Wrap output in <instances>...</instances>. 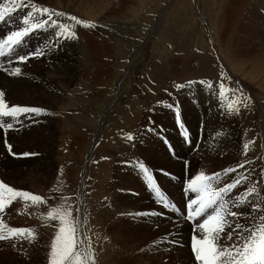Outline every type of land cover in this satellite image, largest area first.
I'll return each mask as SVG.
<instances>
[{
  "label": "rangeland",
  "instance_id": "obj_1",
  "mask_svg": "<svg viewBox=\"0 0 264 264\" xmlns=\"http://www.w3.org/2000/svg\"><path fill=\"white\" fill-rule=\"evenodd\" d=\"M257 2L16 0L22 7L11 5L12 22L8 17L0 21V40L24 26L22 18L33 3L62 13L52 19L76 35L62 36L57 43L59 29L45 26L0 56V93L9 108L44 109L39 115L0 117L5 125L0 128V182L42 198L33 202L0 188V234L9 236L0 240V264H49L60 222L45 228V210L40 221L34 215L53 189L51 202L57 209L71 206L77 246L90 252L91 264H197L191 238L201 236L197 224L207 217L186 219L187 201L195 198L186 182L244 161L248 164L243 168L221 175L219 183L213 181L223 187L239 173L247 177L226 196L230 211L243 215H227L233 225L215 243L221 248L242 243L235 234L228 236L237 222L244 229L264 223V0ZM5 3L11 0H0ZM71 16L95 27L76 24ZM37 48L45 54L16 59ZM17 67L21 74L10 75ZM189 80L196 83L176 88ZM129 133L134 140L126 138ZM6 142L15 153L36 155L13 156ZM30 164L44 168L47 178L15 182L23 175L15 170ZM140 164L152 177L151 186ZM35 180L46 187L40 194L32 189ZM27 215L33 223L15 226ZM11 228L28 229L32 235H10ZM244 229L237 230L241 236L251 234Z\"/></svg>",
  "mask_w": 264,
  "mask_h": 264
},
{
  "label": "snow or ice",
  "instance_id": "obj_2",
  "mask_svg": "<svg viewBox=\"0 0 264 264\" xmlns=\"http://www.w3.org/2000/svg\"><path fill=\"white\" fill-rule=\"evenodd\" d=\"M15 8L22 7L21 4L16 3V0H11V4L5 3L0 4V21H4L6 17L9 18V23H11V14ZM31 11L27 13L26 16L22 18L23 27L17 30L11 31L7 36L0 40V56L4 55V49L12 50L13 46L19 45L25 36L29 33L34 32L37 29H42L47 27H56L59 29L55 33L54 39L64 36L65 38L74 37L76 34L74 31L69 29L67 24L59 23L57 20L52 19V15H63L62 13H54L47 7H37L36 4H30ZM34 13H39V16H34ZM41 16H47V20L41 19ZM76 24L83 25L84 27H95V25L77 19L75 16L69 17ZM48 21H51L49 24ZM56 45H49V48ZM45 52L37 48L34 52H28L26 55H19L16 57L17 60L23 62L28 60L30 57L42 56ZM7 70V69H5ZM10 75H20V68H13L9 72ZM194 81H187L185 84H177L176 88L182 89L190 87ZM242 95V94H241ZM4 94L0 93V117L11 116L13 118L19 116L20 114H41L44 109L38 107H28L20 105H12L10 108L5 103L3 99ZM246 99V98H245ZM229 110H232V104H229ZM173 105L170 106V109ZM178 111V109H177ZM239 111V108H236ZM177 122H180V117L177 116ZM184 127V124H180ZM12 124H8L7 128H11ZM0 128H5L4 124H0ZM151 130V129H147ZM129 141L135 139L132 134H128L126 137ZM5 147L8 148L9 153L13 156H32L36 153L32 152H22L15 153L12 151V146L5 143ZM247 148V145H245ZM248 161H244L241 164L236 165V167L225 168L222 173H213L211 176L205 175L204 173L196 174L187 184V190L195 194V198L189 199L187 201V220H194L197 217L206 216L202 223L197 224L198 230L201 232V236L198 238L193 235L191 238L192 252L194 253L195 260L197 264H264V223H261L258 227L244 229V226L240 223L235 224V228L232 232L228 233L229 239L232 235L237 236V240L242 243H235L230 247H219L215 241L220 239L221 233L224 229L230 225V221L226 220L227 215L233 217L241 216L243 213L232 212L227 207L229 201L226 199L228 193L239 184L242 180L247 179L243 173H239L231 183H225L223 187H216L213 181L217 183L220 182L221 175L229 172H235L236 168H243L244 164ZM140 169L144 172L145 176L148 177L151 186L152 177L149 176L147 168L144 164L139 165ZM164 174L170 175V173L165 172L164 169H160ZM0 188H7L9 193L13 196H23L25 198H30L33 202H41L42 198L38 195H32L28 192L14 191L9 188L3 182H0ZM255 189L250 188L248 191L252 192ZM159 194V189H156ZM247 195V193H245ZM242 199V198H241ZM160 202L167 207V201L160 197ZM258 206L254 205L253 210L255 211ZM3 209V204L0 203V210ZM212 209L211 214H208V210ZM137 215H146V213H137ZM47 216L52 220H58L60 222L59 231L56 234L55 239L52 242V250L50 254L49 264H91L92 256L90 252L86 249H81L76 243V229L74 224L71 223V206L67 209L61 210L53 208L48 211ZM264 221V216L260 218ZM244 229L250 232L248 236H241L240 232L237 230ZM10 235H24L27 233L29 236L32 235L31 231L24 228H11L9 229ZM9 236L0 234V240L8 239ZM175 243V241H173Z\"/></svg>",
  "mask_w": 264,
  "mask_h": 264
},
{
  "label": "bare ground",
  "instance_id": "obj_3",
  "mask_svg": "<svg viewBox=\"0 0 264 264\" xmlns=\"http://www.w3.org/2000/svg\"><path fill=\"white\" fill-rule=\"evenodd\" d=\"M258 2H259V0H258ZM257 2V3H258ZM251 7V6H250ZM77 15V14H76ZM100 19V18H99ZM107 26V25H106ZM197 32V31H196ZM195 33V32H194ZM44 34H45V32H44ZM42 35V34H41ZM40 35V36H41ZM160 39V38H159ZM159 41V40H158ZM162 43V42H161ZM171 43L173 44V42L171 41ZM202 43V42H201ZM172 44H169V45H172ZM155 45V44H154ZM199 45V44H198ZM203 45V44H202ZM201 46V45H200ZM206 46V45H205ZM170 47V46H169ZM202 47V46H201ZM194 48V47H193ZM203 48V47H202ZM201 48V49H202ZM68 49V48H67ZM196 49V48H195ZM159 50V49H158ZM257 50H259V49H257ZM155 50H153V52H154ZM202 51V50H201ZM197 52H199L198 50H197ZM121 54V53H120ZM167 54V53H166ZM200 54V53H199ZM253 55V54H252ZM260 55V54H259ZM161 56V55H160ZM165 56V55H164ZM201 56H202V54H201ZM204 56L206 57V54H204ZM123 57V56H122ZM156 57V56H155ZM234 57V56H233ZM255 57V56H254ZM257 57H259L258 56V54H257ZM257 57H255V58H257ZM124 58V57H123ZM202 58V57H201ZM153 59H154V57H153ZM162 59V58H161ZM160 59V60H161ZM223 59V58H222ZM260 59V58H259ZM121 60V59H120ZM157 61V60H156ZM251 61V60H250ZM259 61V60H258ZM257 61V62H258ZM42 62V61H41ZM40 62V63H41ZM76 62V61H75ZM252 62V61H251ZM255 63H256V61H255ZM259 63V62H258ZM162 64V63H161ZM42 65V64H41ZM149 65V64H148ZM163 66V65H162ZM253 66V65H252ZM152 67V66H151ZM149 68H150V66H149ZM158 68L160 69V67H159V65H158ZM253 68V67H252ZM258 68V67H257ZM40 69V68H39ZM256 69V68H255ZM259 69V68H258ZM75 70V69H74ZM162 70V69H161ZM163 71V70H162ZM250 71V70H249ZM159 72H160V70H159ZM164 72V71H163ZM157 74V73H156ZM259 74V73H258ZM158 75V74H157ZM160 75V74H159ZM166 75V74H165ZM262 75H263V73H262ZM152 76V75H151ZM164 76V75H163ZM261 76V75H260ZM259 76V77H260ZM51 77V76H50ZM153 77H155V75H153ZM152 77V78H153ZM158 77V76H157ZM257 77V76H256ZM258 77V78H259ZM67 78V77H66ZM144 78H146V77H144ZM160 78H161V76H160ZM165 78V77H164ZM261 78V77H260ZM262 78H264L263 76H262ZM146 79H148V78H146ZM247 79V78H246ZM153 80H155V78L153 79ZM157 80V79H156ZM263 80V79H262ZM61 81V80H60ZM64 82H66L65 80H63ZM143 81V80H142ZM168 81V80H167ZM171 81V80H170ZM169 81V84L171 83ZM210 81V80H209ZM259 81H260V79H259ZM53 82V81H52ZM63 82V83H64ZM144 82V81H143ZM150 82V81H149ZM149 82H148V84L147 85H150L149 84ZM151 82H152V79H151ZM147 83V82H146ZM167 85H168V83H166ZM145 85V84H144ZM157 85H158V83H157ZM9 90V89H8ZM156 90V89H155ZM44 91V90H43ZM157 91V90H156ZM35 92V91H34ZM43 93V92H42ZM34 94V93H33ZM32 94V95H33ZM49 94V93H48ZM156 96V95H155ZM154 96V97H155ZM153 97V96H152ZM153 97V98H154ZM212 97V96H211ZM233 97V96H232ZM213 99V98H212ZM211 99V100H212ZM235 99V98H234ZM236 100V99H235ZM141 102V101H140ZM216 102V101H215ZM230 102V101H229ZM73 103V102H72ZM131 103V102H130ZM130 103H128L129 105H130ZM21 104V103H20ZM69 104V103H68ZM131 104H133V102L131 103ZM139 104V103H138ZM141 104V103H140ZM143 106V105H142ZM119 109H120V107H119ZM130 109H131V106H130ZM132 109H137V108H132ZM124 110V109H123ZM128 111L130 112V111H132V110H129L128 109ZM139 110H137V112H138ZM135 112V111H134ZM136 112V113H137ZM133 114V113H132ZM210 118V117H209ZM34 120V119H33ZM202 128V127H201ZM238 128V127H237ZM21 130V129H20ZM19 134V133H18ZM199 136V135H198ZM239 136V135H238ZM39 138V137H38ZM24 140V139H23ZM31 140V139H30ZM14 141V140H13ZM249 141V140H248ZM3 143V142H2ZM14 144V143H13ZM17 144V143H16ZM249 144V143H248ZM213 145V144H212ZM3 146V145H2ZM22 146V145H21ZM29 148V147H28ZM208 148V147H207ZM8 149V148H7ZM18 149V148H17ZM16 150V149H15ZM25 150V149H24ZM29 150V149H28ZM7 151H9V150H7ZM18 151V150H17ZM31 151V150H30ZM213 151V150H212ZM32 152V151H31ZM228 152V151H227ZM7 153V152H6ZM209 153V152H208ZM10 157V156H9ZM207 158V157H206ZM22 160V159H21ZM237 160V159H236ZM208 161V160H207ZM210 163V162H209ZM210 164H214V161H213V163H210ZM209 164V165H210ZM248 164V163H247ZM208 165V166H209ZM224 165V164H223ZM203 166H205V165H203ZM44 167V166H43ZM46 167V166H45ZM204 168V167H203ZM206 168V167H205ZM221 168H222V165H221ZM220 168V169H221ZM18 170V172L20 173V174H23V175H19L18 177H16V176H14V177H16L17 178V180L15 181V182H18V181H20L19 183L20 184H23L24 182L26 183V182H28L29 180H31V178H36V180H38V181H42L43 179L45 180V178H47V177H45V174L47 173V171L46 170H44V168H42V167H40V166H33L32 164H30V165H27V166H24V167H21V168H19V169H16L15 171H17ZM52 170V169H51ZM207 170V169H206ZM218 170V169H217ZM213 171V170H212ZM3 180L6 182V183H8V184H12V185H15L16 187L18 186V187H20V188H24L22 185H18V184H13V183H10V181H12V179L10 178V180H8V181H6L4 178H3ZM35 180V181H36ZM48 180V179H47ZM14 181V180H13ZM49 181V180H48ZM47 181V182H48ZM49 183V182H48ZM52 184H53V182H52ZM41 184H39V182H34L33 183V187H32V189H34V191H37L38 192V194H40V193H42L43 192V188L45 187H43L42 188V185L40 186ZM45 185V184H44ZM50 186H51V182H50V184H49ZM32 186V185H31ZM136 186V185H135ZM46 188V187H45ZM44 188V189H45ZM50 188V187H49ZM27 189V188H26ZM31 189V190H32ZM53 189V188H52ZM30 190V191H31ZM67 191H68V189H67ZM69 191H71V190H69ZM55 189H53L52 191H51V193H50V195H51V198H50V196L48 197V198H50L49 199V201L48 200H46V201H44V202H42V204H43V208H38L39 209V214L38 215H34V219H36V218H39V221L41 220L40 219V216H41V213H42V211L43 210H45V212H46V215L43 217V219H42V222H43V226H45V228H47V227H49V226H51V225H56V220H52V219H50L48 216H47V213H48V211H51L53 208H57V206H56V204H54L53 202H51V200H55ZM36 193V192H35ZM58 194V193H57ZM43 195V194H42ZM41 197V196H40ZM47 197V196H46ZM117 197V196H116ZM58 201V200H57ZM48 202H51V203H53V204H51V206H47V204H48ZM41 204V205H42ZM44 205H45V207H44ZM118 206V205H117ZM32 208V207H31ZM127 209V208H126ZM135 209V208H134ZM186 211V209L184 210L183 208H181V212H183L182 214H184V212ZM35 211H31L30 212V214L32 215L33 213H34ZM172 212V211H171ZM172 213H174V212H172ZM29 214V212H28V215H30ZM25 216V218L24 219H22L21 221L20 220H17V221H15V223H16V225L15 226H19V224L20 225H24V226H28V224L26 223V221H28L29 219H27L29 216ZM44 215V214H43ZM175 215H177V214H175ZM8 219H10L11 218V216H9V217H7ZM32 219V218H31ZM29 220L30 221V223H33L34 221L33 220ZM116 221V220H115ZM19 222V223H18ZM36 222V221H35ZM58 222V221H57ZM117 223V222H116ZM190 223V222H189ZM230 224H232V223H230ZM115 225V224H114ZM189 225V224H188ZM233 225V224H232ZM33 227V226H32ZM229 228V227H228ZM33 229H35V228H33ZM40 229L41 228H37V230L38 231H40ZM232 229V228H231ZM34 231V230H33ZM38 235H39V233H38ZM42 235V234H41ZM92 235V234H91ZM199 235V234H198ZM99 237V236H98ZM123 245V244H122ZM92 247V246H91ZM116 247V246H115ZM93 248H96V247H93ZM122 248H123V246H122ZM118 252V251H117ZM98 255H96V257H97ZM99 257V259L100 260H103L104 258L102 257V256H98ZM110 260V259H109ZM123 262V261H122Z\"/></svg>",
  "mask_w": 264,
  "mask_h": 264
}]
</instances>
